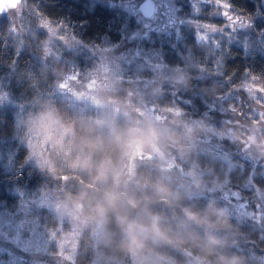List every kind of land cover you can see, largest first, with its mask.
I'll return each instance as SVG.
<instances>
[{
	"label": "trees",
	"instance_id": "1",
	"mask_svg": "<svg viewBox=\"0 0 264 264\" xmlns=\"http://www.w3.org/2000/svg\"><path fill=\"white\" fill-rule=\"evenodd\" d=\"M125 0H22L24 26L18 25L19 35L11 33L12 23L0 16V84L7 83L13 100L27 105L46 106L57 124L71 135V150L77 151L82 140L100 139L107 143L114 132H123V119L109 124L102 123L96 109L72 105L70 101L52 100L50 96L51 75L43 59L41 32L33 41L30 32L42 30L44 23L64 29L85 45L111 47L123 42L133 30V18L117 6ZM236 20L244 22L236 26L223 23L219 33L208 43H200L192 27H183L180 37L165 38L162 50L166 64L179 66L185 71L182 89L178 98L160 97L158 104L166 109L181 111V120L188 126L195 120L210 124L213 117H220L213 107L220 104L237 110L240 104L236 98L225 100L233 88L240 87L246 80L264 88V0H226ZM22 22L20 19L19 23ZM225 27H224V26ZM26 30L28 32H26ZM238 97V96H237ZM50 100V102H49ZM258 105H261L258 103ZM231 106V107H230ZM264 108V105H263ZM13 110L0 107V143L5 142L15 150L11 164L0 161V212H14L21 204V196L36 192H50L63 203L80 204L93 217L103 215L104 234L98 243V250L106 258L121 264H131V255L120 246L125 236L119 226L118 217L128 215L127 199L143 201L140 209L130 213L140 218L147 212L160 218V227L172 243L150 237L145 241L144 254H153L172 264H187L195 257L207 264H223L238 260L239 264H264V227L248 219H239L223 213L224 204L205 195H188L169 179L154 164H139L134 179L126 188L117 187L112 181L95 180L91 175L55 163L38 167L27 163V146L15 141L17 136L16 115ZM252 123H264V117L250 119ZM214 127L224 130L218 124ZM179 134V133H178ZM174 136L175 134L172 133ZM180 136V135H179ZM176 135V138H179ZM264 139V135L259 141ZM179 146L187 144L180 141ZM70 148V146H69ZM86 155H89L86 153ZM119 154H113L110 161H116ZM100 157H94L98 160ZM232 169L220 158L208 153H192V162L199 171L206 172L204 180L228 183L234 190H240L251 204L257 203L255 189H246L251 182L258 190H264V175L260 166L247 160L237 159ZM70 164V162H68ZM182 164V163H180ZM23 168V176L19 170ZM184 169L187 167L184 165ZM66 177V179H65ZM162 183L172 192L168 201H161L155 194L154 185ZM115 189L123 193V203L107 208L103 193ZM87 194V199L85 198ZM100 205V208H97ZM107 212L104 213V209ZM208 217L210 224L198 225L188 221L184 209ZM95 210V211H94ZM41 222H52L53 215L42 209ZM182 241V242H181ZM91 231L84 233L79 241L76 264H91L93 250Z\"/></svg>",
	"mask_w": 264,
	"mask_h": 264
},
{
	"label": "rangeland",
	"instance_id": "2",
	"mask_svg": "<svg viewBox=\"0 0 264 264\" xmlns=\"http://www.w3.org/2000/svg\"><path fill=\"white\" fill-rule=\"evenodd\" d=\"M143 1L125 0L117 4L133 18V30L123 42L111 47L85 45L64 29L53 27L49 23H44L42 30L34 29L30 32L33 41L39 38L41 32L42 57L46 61V70L51 75V99L58 97L70 101L72 105L96 109L104 124L123 119L122 131L129 128H152L160 134L159 152L146 151L131 161L120 156L116 161H109L115 172L125 175L127 185L134 179L139 164H154L169 179L175 180L180 189H185L188 195H205L218 199L224 204L223 213L251 220L264 227V190L256 189L251 182L246 185V189H255L258 198L251 209V204L240 190L231 189L226 182L206 184L203 179L206 172L199 171L190 162L192 153H208L220 158L232 169L237 166L236 158L243 159L260 166L264 175V139L259 141L264 135V123H252L250 120L257 116L264 117V91H261L264 88L255 86L251 79L245 80L240 87L233 88L225 95L227 101L236 98L240 107L235 110L222 104L214 106L213 111L218 112L220 117H213L209 120L212 121L210 124L195 120L187 126L181 120V111L166 109L158 104L161 96L178 98L177 93L182 89L179 86L185 80L182 67L165 63L163 39L180 37L183 27H192L197 40L208 43L218 35L220 25L226 23L225 26H230L233 22L223 17L220 14L222 11H229L236 26L242 27L244 22L236 20L231 9L220 8L217 0H153L156 11L151 18H146L139 10ZM17 3L16 8L6 9L0 15L1 18L10 20L14 36L21 34L17 27H23L25 22L22 0H17ZM159 13L169 15L159 16ZM20 19L22 22L19 23ZM149 23L163 30L148 32L146 25ZM205 24L208 27H204ZM133 33L147 34L146 38L132 41L129 37ZM136 49L141 51L138 59L132 62L121 59L130 58V54ZM77 75L78 78L73 79ZM62 84L67 87H61ZM8 89L7 83L0 84V107L9 108L16 115L17 136L14 139L18 144L24 143L27 146V163L38 167L52 166L55 163L63 167L69 165L71 169L91 175L94 167L73 168L68 163L76 156L77 151L71 150L69 131L60 127L51 116L48 110L50 104L36 106L21 103L12 99ZM215 124L224 130H217ZM176 135H180L179 138ZM180 141L187 146H179ZM14 152L10 142L9 146L5 142L0 143V161L9 162L8 157L10 154L14 156ZM115 185L127 187L123 183ZM17 209L6 213H21L20 218L34 226L42 241H47L44 253L12 249L13 254L24 264H76L79 241L89 231L95 251L91 264H121L106 258L97 249L104 234L103 215L91 217L80 204L63 203L46 191L22 195ZM42 209H47L53 215L51 223L41 222ZM8 261L9 256H0V264H8ZM131 264L172 263L153 254L142 253L141 256L131 257ZM187 264L207 263L190 257Z\"/></svg>",
	"mask_w": 264,
	"mask_h": 264
},
{
	"label": "clouds",
	"instance_id": "3",
	"mask_svg": "<svg viewBox=\"0 0 264 264\" xmlns=\"http://www.w3.org/2000/svg\"><path fill=\"white\" fill-rule=\"evenodd\" d=\"M160 142V134L152 128H129L123 132H114L112 138L107 143L100 139L87 138L82 140L76 156L70 161V163L73 168L94 167L96 172L95 180L97 182L107 183L111 180L114 185L120 183L127 185L128 180L125 178V175L123 173L115 172L112 169V166L109 163L112 155L119 154L121 158H127L131 161L146 151L159 152ZM85 153H88L89 155H85ZM69 155H71V153H69ZM96 156H99L100 158L94 160V157ZM153 187L155 194L161 201L166 202L169 197H172L173 195L172 192L162 183H157ZM123 195V193H120L115 189L105 190L103 198L107 208L115 209L119 207L123 203ZM85 198L87 199V194H85ZM142 204V200L135 198L127 199V209L129 214L118 217L119 226L125 236L124 243L120 248L132 257L142 255L145 248V241L150 237L172 243L168 236L161 231L160 218L158 216L148 213L147 209H145V215L143 217L133 218L130 215L132 211L140 209ZM100 207V205H97V208ZM107 208L104 209V213L107 212ZM184 214L188 221L195 224H210L208 217L201 218L198 214L187 208L184 209ZM221 259L223 264H239L238 260L227 261L223 258Z\"/></svg>",
	"mask_w": 264,
	"mask_h": 264
},
{
	"label": "snow or ice",
	"instance_id": "4",
	"mask_svg": "<svg viewBox=\"0 0 264 264\" xmlns=\"http://www.w3.org/2000/svg\"><path fill=\"white\" fill-rule=\"evenodd\" d=\"M217 4L222 9L230 10L232 5L230 2H224V0H217ZM18 6L17 0H0V15L4 13L6 9H13ZM229 21H233L234 17L229 14V11H222L220 13ZM159 16L169 15V13H159ZM208 27V25H203ZM147 31H162L163 28H155L154 25L149 23L146 25ZM146 34L133 33L129 39L134 41L136 39L146 38ZM141 56V51L139 49L134 50L130 54V58L121 57V59H128L129 62H132L138 59ZM78 78L73 77V79ZM63 88H66V84L60 85ZM264 91V89H261ZM264 115V114H262ZM13 159L12 154L9 155L8 160L11 164ZM24 169L21 168L18 172L19 176H23ZM66 179V177H65ZM252 187V186H250ZM242 207H247V205H242ZM21 213L9 214L5 211L0 212V256L7 255L9 256L8 264H24L17 256L13 254L12 249L17 251H25L30 253H44L46 240L42 241L40 235L37 231L34 230V226L26 220H22ZM6 245H11V248H7Z\"/></svg>",
	"mask_w": 264,
	"mask_h": 264
},
{
	"label": "water",
	"instance_id": "5",
	"mask_svg": "<svg viewBox=\"0 0 264 264\" xmlns=\"http://www.w3.org/2000/svg\"><path fill=\"white\" fill-rule=\"evenodd\" d=\"M139 10L142 12V14L146 18H151L156 11L154 1L153 0H144L142 2V4L140 5Z\"/></svg>",
	"mask_w": 264,
	"mask_h": 264
}]
</instances>
